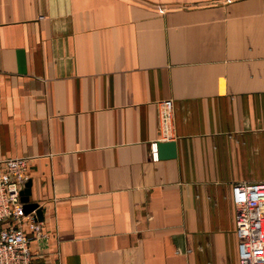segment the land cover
<instances>
[{
  "label": "crops",
  "instance_id": "obj_1",
  "mask_svg": "<svg viewBox=\"0 0 264 264\" xmlns=\"http://www.w3.org/2000/svg\"><path fill=\"white\" fill-rule=\"evenodd\" d=\"M16 157L37 264H238L231 187L264 182V0H0Z\"/></svg>",
  "mask_w": 264,
  "mask_h": 264
},
{
  "label": "built area",
  "instance_id": "obj_2",
  "mask_svg": "<svg viewBox=\"0 0 264 264\" xmlns=\"http://www.w3.org/2000/svg\"><path fill=\"white\" fill-rule=\"evenodd\" d=\"M173 117V103L158 104V119L166 131ZM151 156L157 158L156 143ZM24 157L0 160V264H37L31 244L46 237L35 212H24L20 192L26 182ZM238 264H264V182L231 187Z\"/></svg>",
  "mask_w": 264,
  "mask_h": 264
},
{
  "label": "water",
  "instance_id": "obj_3",
  "mask_svg": "<svg viewBox=\"0 0 264 264\" xmlns=\"http://www.w3.org/2000/svg\"><path fill=\"white\" fill-rule=\"evenodd\" d=\"M164 144H159L157 150H158V154H160L161 151V147H163ZM165 146V145H164ZM30 185L31 182L28 180L25 182L24 184V188L21 190L20 192V200L23 203L24 206V212L27 214L29 212L34 211L36 218L38 221L42 220V211L41 209L37 206L36 203L30 202L29 201V196H30Z\"/></svg>",
  "mask_w": 264,
  "mask_h": 264
}]
</instances>
